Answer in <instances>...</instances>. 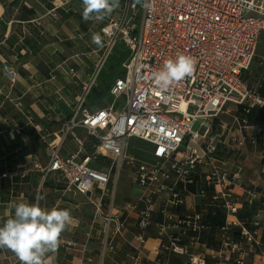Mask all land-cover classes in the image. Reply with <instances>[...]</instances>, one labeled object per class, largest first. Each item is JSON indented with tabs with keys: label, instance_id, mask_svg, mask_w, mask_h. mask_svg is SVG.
I'll return each mask as SVG.
<instances>
[{
	"label": "built area",
	"instance_id": "2783aa9c",
	"mask_svg": "<svg viewBox=\"0 0 264 264\" xmlns=\"http://www.w3.org/2000/svg\"><path fill=\"white\" fill-rule=\"evenodd\" d=\"M70 1L58 0L50 14L55 17L56 9ZM121 8L120 15L100 30L105 45L99 61L82 87L70 119L61 125L57 142L48 144L49 162L42 169L43 177L59 174L66 191L85 196L94 207L95 218L105 221L107 239L122 234L126 223L111 213H103L102 196L123 167L132 170L142 190L139 202L143 204L137 216L138 233L131 241L137 252L132 264H140L137 258L144 252L155 199L161 196L162 221L156 226V234L166 240L159 247V255L184 256L187 264H206L201 257L189 256L179 239L168 234V230L179 227L192 232L208 229L192 208L182 218L172 212L183 204L178 186L191 184L193 173L203 168L205 183L215 188L213 200L228 219L221 228L222 249L217 258L219 262L245 264L259 245L258 232H250L237 217L242 202L234 197L233 188L240 174L228 172L218 153L222 146L234 151L251 140L253 136L245 135L244 129L250 128L254 136H259L264 134V127L241 122L240 134L233 137L225 135L224 130H215L212 121L225 113L227 105L242 106L246 114L252 108L264 110V97L241 81L264 33V0H122ZM117 45H122L129 55L121 65V76L108 91L110 105L91 110L86 98ZM178 54L191 57L195 70L162 91L154 75ZM2 73L14 86V68L3 63ZM6 99L22 109L18 100L9 96ZM198 120L199 128L194 131L192 126ZM68 138L77 150L63 156L62 147ZM131 138L152 147L143 153H150L153 163H143L129 154ZM42 142L46 144L44 138ZM102 166L106 169L100 170ZM93 189L101 191L100 198H94ZM246 193L254 197V193ZM258 221L254 220L255 226ZM231 228L238 232L236 239L229 236Z\"/></svg>",
	"mask_w": 264,
	"mask_h": 264
},
{
	"label": "crops",
	"instance_id": "0c3cea01",
	"mask_svg": "<svg viewBox=\"0 0 264 264\" xmlns=\"http://www.w3.org/2000/svg\"><path fill=\"white\" fill-rule=\"evenodd\" d=\"M57 1L0 0V223L14 213L13 202H39L46 208L58 205L70 210L74 224L62 233L58 251L48 254L46 264H132L137 252L131 241L138 233L137 216L143 208L139 202L142 190L134 181L133 171L123 167L118 176L112 178L107 194L102 196L103 213H111L126 223L122 234L107 239L105 221L95 218L94 207L87 198L66 191V184L59 174L43 177L42 173L49 162L48 144L57 142L61 125L70 119L82 87L95 71L105 45L100 30L120 15L122 0L119 8L103 21L87 22L82 18V0H72L56 9L53 17L50 11ZM94 33L101 35L103 46L92 43ZM3 63L12 66L17 73L14 86L3 76ZM250 65L241 81L264 97V53L256 54ZM102 71L89 94L104 82L109 91L114 80L121 76L115 67L109 71V78H101ZM108 91L100 102L95 98L87 101L88 107L92 110L109 106ZM6 96L18 100L22 109ZM224 111L212 121V126L215 130H224L225 135L237 137L241 122L250 127H264V110L252 108L246 114L242 106L227 105ZM242 132L253 136L252 139L234 151L220 147L218 157L225 161L228 172H239L240 180L233 188L234 197L242 202L237 217L250 232H258L259 245L255 253L246 258L245 264H264V134L254 136L250 128ZM79 135L83 137L84 134L79 132ZM140 146L137 145L138 151ZM148 147L145 152L151 151L152 147L149 144ZM76 150L77 146L68 138L61 154L69 156ZM147 154L152 159L151 154ZM153 162L154 159L149 161ZM204 172L199 168L191 176V184L178 186L183 204L172 212L182 218L190 214L192 208L200 214L208 229L192 232L179 227L168 230V234L179 239L188 249L189 256L201 257L206 264H234L232 261L219 262L217 258L222 249L221 228L228 219L220 204L214 202L215 188L205 183ZM121 173L128 179L123 184L127 182V186L137 187L136 195L116 190ZM92 191L94 198H100V190ZM247 191L254 193V197L250 198ZM39 197L44 199L39 200ZM163 199V196L155 199L152 224L145 233L144 252L137 259L140 264H187L184 256L163 258L159 255V247L166 240L159 239L156 234V226L162 221L159 212ZM254 220H259L257 226ZM228 232L231 238H237L236 229L231 228ZM17 261L14 253L0 248V264H17Z\"/></svg>",
	"mask_w": 264,
	"mask_h": 264
},
{
	"label": "clouds",
	"instance_id": "9594fccd",
	"mask_svg": "<svg viewBox=\"0 0 264 264\" xmlns=\"http://www.w3.org/2000/svg\"><path fill=\"white\" fill-rule=\"evenodd\" d=\"M84 21H103L120 6V0H82ZM92 43L103 46L99 33L92 35ZM191 57L178 54L168 59L163 69L154 75L156 85L166 91L175 82L194 72ZM39 200L44 199L39 197ZM14 213L0 223V248L10 250L20 264H46L48 254H55L62 233L74 224L70 210L58 205L42 207L39 202H13Z\"/></svg>",
	"mask_w": 264,
	"mask_h": 264
},
{
	"label": "rangeland",
	"instance_id": "374dc122",
	"mask_svg": "<svg viewBox=\"0 0 264 264\" xmlns=\"http://www.w3.org/2000/svg\"><path fill=\"white\" fill-rule=\"evenodd\" d=\"M261 35L262 36L260 37V39L258 41V44L256 46V49H255L256 50L255 55L256 54L261 55L262 53H264V34H261ZM114 67H115V69H117V71H119L122 74L121 62L118 61L115 57L111 56L107 60L106 64L103 66V68H101L103 71H102L100 77L101 78H103V77L104 78H109L110 77L109 71L112 70ZM93 98H94V94L91 93L86 98V100L88 102H91V101H93ZM199 123H200V121L198 120L192 126L193 127L192 129L194 131L198 130ZM128 144H129V149L128 150H129V154L131 156L133 155L135 158L140 159L143 163H146V164H147V162L152 161V159L150 158V156L148 154L144 155V153H143L145 151V149L149 148L148 144H145V143H143V142H141L139 140H136L135 138H131V140H129ZM137 145H141L140 148H139L140 152L137 149ZM97 169H99V168H97ZM102 169H105V168L102 166L100 170H102ZM120 175L121 176H120V179L118 181L116 190H118L119 193H121V192L126 193L127 192V193H129L131 195H133V194L136 195L138 193L137 187L136 186L129 187V184L127 186V182L125 184H123L125 182V179H127V176L124 175V173H121Z\"/></svg>",
	"mask_w": 264,
	"mask_h": 264
},
{
	"label": "trees",
	"instance_id": "16d2710c",
	"mask_svg": "<svg viewBox=\"0 0 264 264\" xmlns=\"http://www.w3.org/2000/svg\"><path fill=\"white\" fill-rule=\"evenodd\" d=\"M113 54L114 55L112 56L115 57L118 61H120L121 64L127 59L129 55L127 50L122 45H117L114 48ZM108 88L109 87L107 86L106 82H104L103 86L93 90L94 98L97 100V102H100L101 99H103L106 96Z\"/></svg>",
	"mask_w": 264,
	"mask_h": 264
}]
</instances>
